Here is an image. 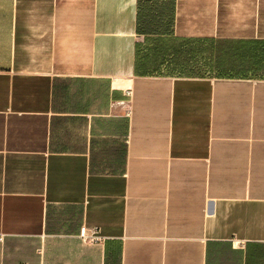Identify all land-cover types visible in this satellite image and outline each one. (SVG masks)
Here are the masks:
<instances>
[{
    "label": "crops",
    "instance_id": "1",
    "mask_svg": "<svg viewBox=\"0 0 264 264\" xmlns=\"http://www.w3.org/2000/svg\"><path fill=\"white\" fill-rule=\"evenodd\" d=\"M167 1L0 0V264H264V0Z\"/></svg>",
    "mask_w": 264,
    "mask_h": 264
},
{
    "label": "trees",
    "instance_id": "2",
    "mask_svg": "<svg viewBox=\"0 0 264 264\" xmlns=\"http://www.w3.org/2000/svg\"><path fill=\"white\" fill-rule=\"evenodd\" d=\"M153 2H156L157 0H151ZM164 11H159L157 14H158V17L159 18H162V17H166V13L169 11L170 13L172 12L171 9H172V1L169 0L166 2V5L164 6ZM170 22H172V17H171V14H170V19H169ZM169 29L168 27V23H165L163 25H155V26H151L149 24H147V22H143V21H140L138 23V32L140 33H144V34H147V33H151V32H156V31H160V32H167V30Z\"/></svg>",
    "mask_w": 264,
    "mask_h": 264
},
{
    "label": "built area",
    "instance_id": "3",
    "mask_svg": "<svg viewBox=\"0 0 264 264\" xmlns=\"http://www.w3.org/2000/svg\"><path fill=\"white\" fill-rule=\"evenodd\" d=\"M81 235L84 239H91V240H98L100 239V235L97 233L95 229H92L91 232L88 233V230L86 227H82L81 229Z\"/></svg>",
    "mask_w": 264,
    "mask_h": 264
}]
</instances>
